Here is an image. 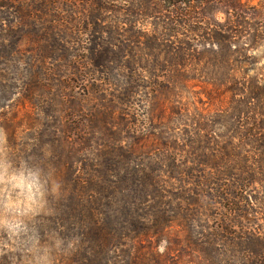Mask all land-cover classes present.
<instances>
[{
	"label": "rangeland",
	"instance_id": "1",
	"mask_svg": "<svg viewBox=\"0 0 264 264\" xmlns=\"http://www.w3.org/2000/svg\"><path fill=\"white\" fill-rule=\"evenodd\" d=\"M127 1L0 0V132L19 154H47L64 188L69 173L99 169L108 145L164 175L171 156L201 176L222 165L226 201L219 187L207 197L202 183L206 208L190 218L191 229L172 225L160 239L130 241L110 255L121 264H264V150L247 153L250 140L235 130L238 115L243 124L247 105L256 104L249 83L264 86V0H196L201 10L187 16L181 6L176 15L175 0ZM117 38L138 43L140 56L121 53L118 62V49L104 46ZM169 55L188 59L186 82L148 69ZM257 92L264 102V89ZM103 93L115 97L111 122L100 114ZM0 264L25 262L4 244Z\"/></svg>",
	"mask_w": 264,
	"mask_h": 264
},
{
	"label": "trees",
	"instance_id": "2",
	"mask_svg": "<svg viewBox=\"0 0 264 264\" xmlns=\"http://www.w3.org/2000/svg\"><path fill=\"white\" fill-rule=\"evenodd\" d=\"M151 1L146 0V3ZM99 2L101 3L102 0H99ZM197 4L196 0H175L172 2V7L175 9L176 15L180 13L177 9L180 6L183 7L186 12L185 16H187L192 14L189 12L191 10H201ZM118 42L116 44L105 41L104 44L106 51L118 49L116 53L118 62L121 63L124 58L120 56L121 53L129 52L132 59L140 56L138 43L135 45L136 42H133V47H130L121 40H118ZM151 48H148V50L152 51V54L159 50V48ZM229 51L232 52V47H229ZM192 56L194 55L186 54L185 57ZM182 57L183 55L178 58L169 55L168 59H162L161 63L155 60V63L150 64L148 69H151V73L154 71L165 72V78L186 82L187 77L184 76L185 73L181 74V69L184 72L191 67V64L187 58L183 59ZM106 65L105 61L100 64L104 67ZM138 66H140V63H137ZM190 71H194V69H190ZM157 83H159L158 79L154 82V85ZM249 85L248 90L252 91L250 94L254 96L251 100L254 103L256 101V104L249 102V105H247L253 107L248 109L246 107L243 124L240 115H238L240 123L239 126H235V130L244 133L245 138L248 141L250 140V143H247L250 147L247 153H252V147L255 151L264 150V142L262 143L256 137L260 134L259 130H264L263 126L260 127L264 114L258 111V108L264 109V102L257 92L263 91L264 86L260 87L250 83ZM126 95L129 96V91L118 97L119 100L127 101L125 100ZM101 101L104 109V112H100L101 117L104 122H111L113 113L108 107L115 103V97L113 95L107 97L103 93ZM260 116H262V119H260ZM201 131L204 134V130ZM231 146L232 150L228 147L225 148L228 153L230 151V155L234 151V146ZM107 147L101 158L99 169L91 172L92 165L89 164L86 172L81 177H76L70 173L66 176V187L63 196L65 199L59 201L55 215L47 219L49 229H54L61 236L68 238L76 235L81 243L79 252H74L67 257L58 256L56 264H121L116 262L110 254L126 249L127 242L139 239L147 241L160 239L164 235L165 229L172 225L191 229L190 218L197 215L200 212L199 209L206 208L203 202L205 198H202L199 190H197L200 184H205L203 187H205L204 192L208 194L207 197H214L215 187H219V190H221L223 197L219 198L223 201L227 200L228 193H230L227 188L230 180L227 174L221 171L222 165L220 167L215 164L210 167L207 166L210 170H213L214 174L201 176L200 174L196 175V168L192 166L182 167L185 164L179 163L177 159H173L171 156L166 167L168 172L164 175L165 171H161L164 168L161 167L159 171L156 167L158 165L150 161L151 164L135 163L137 158H135L132 150L114 145H108ZM222 150L223 148L221 152H223ZM165 159L167 158H163V160ZM212 160L215 162L214 159ZM219 161L218 159L216 163H219ZM194 186L195 188L191 189ZM224 234L225 231L222 232V235Z\"/></svg>",
	"mask_w": 264,
	"mask_h": 264
},
{
	"label": "clouds",
	"instance_id": "3",
	"mask_svg": "<svg viewBox=\"0 0 264 264\" xmlns=\"http://www.w3.org/2000/svg\"><path fill=\"white\" fill-rule=\"evenodd\" d=\"M47 154H19L0 132V245L11 244L25 264H56L71 256L79 238H65L45 226L55 215L53 204L64 196V184ZM44 235H41V231Z\"/></svg>",
	"mask_w": 264,
	"mask_h": 264
}]
</instances>
